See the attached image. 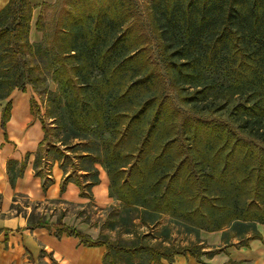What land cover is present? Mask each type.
Segmentation results:
<instances>
[{
	"label": "trees",
	"instance_id": "16d2710c",
	"mask_svg": "<svg viewBox=\"0 0 264 264\" xmlns=\"http://www.w3.org/2000/svg\"><path fill=\"white\" fill-rule=\"evenodd\" d=\"M102 1L92 16L60 9L57 20H66L67 12L74 21L67 28L60 26L59 35L66 41L54 61L49 59L48 46L29 41V1L9 0L0 11V101L13 90L45 84L49 68L53 76L66 74V80L54 79L57 97L64 100L59 118L69 113L78 118L77 128L82 126L99 138L109 134L104 138V169L111 189L118 184L115 174L123 175L141 163L153 164L139 181L122 185L123 196L118 200L140 213L137 219L143 223L145 216L155 221L169 214L186 233L195 234L196 241L182 247L174 242L161 246L149 244L147 236L139 233L128 242H113L92 239L63 225H57V230L78 237L86 246H104L103 264H166L184 254L209 259L232 241L242 244L259 238L257 225H264V0H152L160 60L131 47L122 32L126 22L137 19L134 1ZM67 3L66 7H75L70 0ZM35 27L43 31L41 16ZM138 59L141 64L131 66ZM162 71L184 105L196 99L182 93L186 86L199 89L196 95L209 90L229 102L240 97L233 109L240 111L239 119H234L241 121L237 130L216 132L213 124L189 117L172 102L168 104L172 113L163 116L161 111L170 100H162L164 94L159 98L156 92L146 96L156 80L164 84ZM127 73L126 83L109 89ZM70 76L77 81L75 86L67 82ZM95 84L100 87L85 99L82 92ZM158 99L150 118V108ZM124 103L130 105L120 108ZM83 113L95 118L80 125ZM165 122L170 130L167 136ZM44 132L46 138V128ZM245 141L247 150L238 161L234 155ZM157 142L159 151L151 150ZM126 145L136 148L118 149ZM174 148L182 152L177 156ZM117 155L123 161L120 164H116ZM96 170H85L94 175L88 188L98 183ZM200 231L221 232V245L206 246L198 237ZM161 232L170 241L171 228L164 226Z\"/></svg>",
	"mask_w": 264,
	"mask_h": 264
},
{
	"label": "rangeland",
	"instance_id": "374dc122",
	"mask_svg": "<svg viewBox=\"0 0 264 264\" xmlns=\"http://www.w3.org/2000/svg\"><path fill=\"white\" fill-rule=\"evenodd\" d=\"M68 0H57V3L50 7L43 8L41 16V26L43 31L41 43L44 46H48L49 59L56 60L59 50L64 46L65 39L59 35L60 26L67 28L71 22L74 21V17L67 12V19L62 22L57 20V14L60 9L65 8L66 10H72L71 12L77 14H88L90 16L96 15L99 8L103 4L102 0H70L75 7L72 9L71 6L66 7ZM108 2V0H104ZM134 9L136 11L137 19L133 22L130 20L124 24L122 27V32L125 35L126 41L131 47H138L142 50V53L147 55V57L153 56L155 60H160L159 48L157 47V28L155 22V15L152 11V0H133ZM132 22V24L130 23ZM150 40L147 45L144 42ZM43 53V52H42ZM141 60H135L132 65H140ZM161 66V63H159ZM52 69H48L46 73L47 81L42 86L37 87L35 90L31 86H27L25 91L35 102L33 106L34 117L44 126L47 130L46 138L37 154L35 167L40 168L41 172H45V175L51 173L52 167L55 166L59 168L62 174L65 175V179L76 181L85 184V181H91L94 177L91 171H86L91 168L95 170L98 166H106V157L104 155V138H108L109 134L105 133L103 138H99L96 133L89 130H82V126L77 128L75 121L78 119L76 116L65 114L59 118V108L63 105L62 97H57L58 86L55 83V78H60L61 80H66L67 75L53 76L51 73ZM72 74V72H70ZM165 78L164 84L159 80H156V85L151 91L146 93V96L150 93L156 92L160 96L164 94L162 100L168 99L167 107L165 110L161 111L163 116L172 113V107L168 105L169 103L174 104L180 108L189 117L205 119L211 124H213L214 131H221V129H234L237 130L238 123L234 121L235 118L239 119V112H234V107L238 104L240 97L234 98L232 101L226 100L225 97L220 96V94L213 95L212 91H206L205 94H195L199 89L194 90L193 88L185 87L182 93L187 95L196 96L193 103L186 102L182 103V97L178 94L177 90L169 85V81L166 79L165 72L162 71ZM73 75V74H72ZM96 76V74H95ZM215 79L219 80V77L215 75ZM129 80V73L125 75L123 79L118 81V78L114 80L109 89L113 90L114 87H119L121 83H126ZM98 81L96 76L94 82ZM69 85L75 86L77 83L73 77L70 76V80L67 81ZM128 85V84H126ZM123 85V87H126ZM72 86V87H73ZM100 85L95 84L88 87V89L82 94L85 95V99H88L94 94V89H98ZM47 89L45 93L44 89ZM15 91V90H14ZM44 92V93H43ZM40 93V94H39ZM139 93V92H138ZM137 93V94H138ZM142 94V92H140ZM133 100V99H132ZM242 100V99H240ZM158 100L154 101V105L151 106L149 111V117L152 118ZM134 102V101H131ZM149 102V101H148ZM124 103L120 108H126L128 105ZM80 119L81 123H88L94 116L87 115L83 113ZM166 136L170 134L169 125L165 122ZM165 126V125H164ZM164 135V134H163ZM135 137V136H134ZM134 139V138H133ZM160 141V138H158ZM248 142L245 141L241 144L240 148L237 150L234 158L238 161L243 159V155L247 150ZM135 149L130 145L124 147H119L121 151L127 152L128 149ZM160 145L158 142L155 143L150 149L154 151H159ZM90 152L88 155V153ZM182 152L180 148H174L173 153L178 156ZM36 157V156H35ZM119 155L115 157L116 164H120ZM134 158V156L132 157ZM151 162L141 163L140 166H136L133 170L128 168V171L123 175L115 174L118 184L111 189L110 194L112 203L104 208H98L95 206L93 201L88 200V202L83 206H66V210L77 215L78 218L90 227L97 230L98 236L101 239L113 241V242H128L134 238L136 233L141 234V236H147L146 242L151 245H161L166 246L167 244H174L182 247L196 241L195 234L186 233L185 228L182 225L175 224V221L169 216V214H161L155 221H149V217L145 216L146 223L141 222L137 219L140 213L134 211L133 209H128L125 205L118 199L123 196V184H128L132 181H139L144 174H148L151 170ZM105 170V169H104ZM97 171V170H96ZM106 171V170H105ZM37 172V170H36ZM98 176V173H97ZM112 190V191H111ZM44 208L52 210L56 208V204L53 205H42ZM168 226L172 230V235L170 241L164 239L162 235V228ZM221 234V232H220ZM201 231L198 233L200 240H203L208 244L210 240L202 239ZM233 242V241H232ZM221 245V244H219Z\"/></svg>",
	"mask_w": 264,
	"mask_h": 264
},
{
	"label": "crops",
	"instance_id": "0c3cea01",
	"mask_svg": "<svg viewBox=\"0 0 264 264\" xmlns=\"http://www.w3.org/2000/svg\"><path fill=\"white\" fill-rule=\"evenodd\" d=\"M8 1L0 0V11ZM28 1L32 6L29 41L38 43L42 33L36 30L35 22L43 8L55 5L57 0ZM34 104L26 91L19 90L0 101V264H103L104 246H86L56 226L98 238L97 230L67 211L66 206H83L88 200L98 208L110 205L108 175L98 166V183L88 188L90 181L81 184L65 179L55 166L46 175L35 167L45 132L33 115ZM44 204H56L57 209L49 210L42 207ZM257 230L259 238L242 244L233 241L209 259L197 260L184 254L166 264H264V225H257ZM201 235L210 240L206 246L221 243L220 232L201 231Z\"/></svg>",
	"mask_w": 264,
	"mask_h": 264
}]
</instances>
